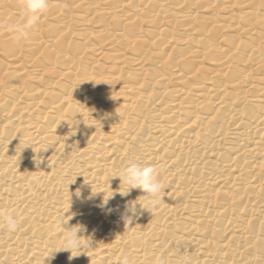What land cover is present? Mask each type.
Masks as SVG:
<instances>
[{
    "label": "bare ground",
    "instance_id": "6f19581e",
    "mask_svg": "<svg viewBox=\"0 0 264 264\" xmlns=\"http://www.w3.org/2000/svg\"><path fill=\"white\" fill-rule=\"evenodd\" d=\"M25 20L0 0V264H264V0H50L17 42ZM131 163L165 188L149 213Z\"/></svg>",
    "mask_w": 264,
    "mask_h": 264
},
{
    "label": "clouds",
    "instance_id": "9594fccd",
    "mask_svg": "<svg viewBox=\"0 0 264 264\" xmlns=\"http://www.w3.org/2000/svg\"><path fill=\"white\" fill-rule=\"evenodd\" d=\"M20 4L26 20L24 24L16 25L12 28L17 42L28 38L29 31L48 12L50 0H20ZM116 178H119L121 183L128 186V190L123 192V195H127L131 190H139L143 195L138 199L143 198L147 201V207H141L139 203L133 202L125 204V213L122 219L128 225L133 223L134 218L138 215L136 204H139L141 209L149 213L150 210H155L160 200H163L160 194L165 191V188L158 179L157 169L154 166L131 163ZM0 226L6 228L10 233L18 231L19 228L17 218L5 211H0ZM83 231V227L78 226L71 229L67 228L64 233V248L62 251L71 253L68 257L70 261L76 257L72 255L73 250H79L83 247L80 240V233ZM120 264H131L129 257H122ZM158 264H166V261L161 259Z\"/></svg>",
    "mask_w": 264,
    "mask_h": 264
}]
</instances>
